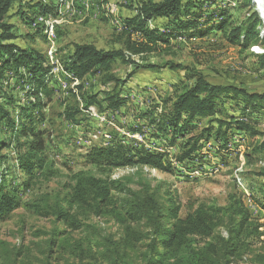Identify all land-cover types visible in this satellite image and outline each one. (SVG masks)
I'll use <instances>...</instances> for the list:
<instances>
[{
    "label": "rangeland",
    "instance_id": "1",
    "mask_svg": "<svg viewBox=\"0 0 264 264\" xmlns=\"http://www.w3.org/2000/svg\"><path fill=\"white\" fill-rule=\"evenodd\" d=\"M140 1L12 0L2 16L1 22L10 27L13 38H3L0 28V43L13 44L17 54L33 55L28 67L11 66L5 71L4 87L16 101L15 108L35 104L37 98L31 95L28 74L34 55H42L50 93L42 97L47 105L42 110L45 119L40 127L46 130V155L51 165L48 175L41 176L24 195L22 206L0 222V264H79L81 249L86 250L84 264H144L142 245L127 250L122 260H108L97 253L98 247L104 249L101 244L108 240L110 249L115 247L113 242L122 244L127 238L128 224L111 216L91 214L82 218L81 229L73 230L55 216L46 217L37 209L46 208V195L54 198L59 193L65 194L75 172L84 170L101 176L87 162V152L93 145L108 146L121 139L128 143L136 140L158 152H167L176 171L171 174L148 167L120 168L104 178L118 179L136 191L151 186L160 201L169 204L173 198L179 202L182 217L191 205L224 206L230 194L236 192L251 217L264 224L260 205L264 199V177L260 175L264 170V108L251 107L240 98L226 99L224 111L217 116L244 118L252 123L258 135L251 136L233 127L224 140L205 137L195 157L185 161L176 157L185 151L189 138L199 135L209 124L210 118L190 123L184 135H175L173 127L160 130L171 104L165 100H172L181 85L192 84L199 73L212 84H232L251 93L264 92V71L259 69L255 56L264 52V45L243 51L230 44L221 32L212 31L189 41L174 39L170 51L137 59L141 66L158 64L153 70L117 60L111 72L122 83L103 82L99 74L79 78L70 70L69 59L77 44H94L105 50L120 48L115 38L125 28L126 19L136 13ZM242 1L205 0L203 11L207 15L229 6L240 22L247 16L246 8L237 7ZM253 4L262 19L257 3ZM7 56L0 53V65ZM169 63L178 67L171 68ZM108 92L121 93L128 101L116 110L107 108ZM91 96H96L99 110L89 105ZM107 135L111 137L109 140ZM10 154L15 158V151ZM11 164L13 170L7 178L20 184L25 177L15 171V161ZM131 227L138 231L145 229L143 224ZM219 230L227 235L223 228ZM55 232L59 235L57 245L50 250ZM261 239L251 238L233 264H264V235ZM193 241L198 245L206 242L198 237Z\"/></svg>",
    "mask_w": 264,
    "mask_h": 264
},
{
    "label": "trees",
    "instance_id": "2",
    "mask_svg": "<svg viewBox=\"0 0 264 264\" xmlns=\"http://www.w3.org/2000/svg\"><path fill=\"white\" fill-rule=\"evenodd\" d=\"M11 1L0 2V28L5 39L13 38L10 27L1 22ZM203 1H140L136 13L126 19L125 28L115 38L120 48L105 50L94 44H77L69 59L70 70L79 78L99 74L103 82L122 83L111 72L117 60L153 70L158 68V64L141 66L137 59L145 60L151 55L159 56L170 51L174 47V39L189 41L196 37L202 38L212 31L221 32L230 44L237 45L243 51L255 45H264L263 22L254 9L253 0H243L237 6L247 9V16L240 22L235 19L229 6L206 15ZM2 52L8 56L0 65V166L5 164L0 170V222L22 206L24 195L41 176L48 175L51 165L46 155V130L40 127L45 119L42 110L47 105L42 97L50 93L42 55H34L33 67L28 74L32 85L31 95L37 98L35 104L15 108L16 101L4 87L5 71L11 66L28 67L33 55L27 52L17 54L13 44L0 43ZM255 56L259 69L264 71V52ZM167 65L178 67L174 63ZM193 79L192 84L183 83L172 100H165L166 104H171L160 130L173 127L175 135H184L190 123L202 118L210 120L199 135L189 138L185 151L176 157L178 161L195 157L205 137L224 140L233 127L251 136L258 135L252 123L244 118L229 115L223 119L217 115L224 111L226 99L240 98L251 107L264 108V92L251 93L246 88L232 84H212L200 73ZM105 101L107 108L116 110L128 99L121 93L108 92ZM88 103L99 110L96 96H91ZM134 141L128 143L121 139L108 146L93 145L86 154V160L101 176L84 170L75 172L66 186L65 194L59 193L54 198L46 195V208L39 206L37 209L43 211L41 213L46 217L55 216L73 230L81 229L82 218L91 214L111 216L128 224L127 238L122 244L113 242L115 247L110 249L112 245L108 244V240L101 244L104 249L98 247L97 253L112 261L124 259L127 250H136L142 245L144 264H233L244 253L251 238L262 240L264 224L251 217L236 192L230 194L229 202L224 206L204 203L191 205L187 207L186 216L182 217L181 204L173 198L169 204L160 201L151 186L136 191L118 179L104 178V175L120 168L148 167L175 173L176 168L168 159L167 152H158ZM11 151L16 153L13 159ZM13 161L16 162L15 171L25 177L20 184L9 182L7 178L13 170ZM260 175L264 177V170ZM260 205L264 211V199ZM132 224H143L145 229L138 231L131 227ZM220 228L227 232L226 236ZM58 236L55 232L51 238L50 250L57 245ZM195 237L203 238L206 242L198 245L193 241ZM63 243L64 240L61 246ZM96 245L100 244L96 242ZM80 251L79 264H84L86 250Z\"/></svg>",
    "mask_w": 264,
    "mask_h": 264
},
{
    "label": "bare ground",
    "instance_id": "3",
    "mask_svg": "<svg viewBox=\"0 0 264 264\" xmlns=\"http://www.w3.org/2000/svg\"><path fill=\"white\" fill-rule=\"evenodd\" d=\"M256 3L258 5V8L260 10V13L262 14L264 18V0H256ZM264 31V25L262 27V32Z\"/></svg>",
    "mask_w": 264,
    "mask_h": 264
},
{
    "label": "water",
    "instance_id": "4",
    "mask_svg": "<svg viewBox=\"0 0 264 264\" xmlns=\"http://www.w3.org/2000/svg\"><path fill=\"white\" fill-rule=\"evenodd\" d=\"M253 2H255L256 3V0H253ZM259 9V8H258ZM259 12H260V10H259ZM261 14V13H260ZM261 17H262V20H263V24H264V18H263V16H262V14H261ZM262 34H264V31L262 32Z\"/></svg>",
    "mask_w": 264,
    "mask_h": 264
},
{
    "label": "built area",
    "instance_id": "5",
    "mask_svg": "<svg viewBox=\"0 0 264 264\" xmlns=\"http://www.w3.org/2000/svg\"><path fill=\"white\" fill-rule=\"evenodd\" d=\"M97 115H98V112H97ZM109 138H111L109 135H107V140H109Z\"/></svg>",
    "mask_w": 264,
    "mask_h": 264
}]
</instances>
